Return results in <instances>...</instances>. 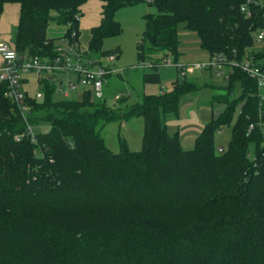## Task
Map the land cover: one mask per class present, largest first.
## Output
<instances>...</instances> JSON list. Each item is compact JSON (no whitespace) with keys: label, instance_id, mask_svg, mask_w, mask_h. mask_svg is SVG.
<instances>
[{"label":"trees","instance_id":"obj_1","mask_svg":"<svg viewBox=\"0 0 264 264\" xmlns=\"http://www.w3.org/2000/svg\"><path fill=\"white\" fill-rule=\"evenodd\" d=\"M102 1L87 48L95 57L121 52L103 48L123 31L115 17L120 8L148 2L157 9L145 16L137 43V65L147 62L152 70L146 83H160L162 58L179 62L181 23L209 55L236 50L264 67V46L251 50L253 31L264 27V6L252 4L247 17L241 11L247 0ZM85 2L0 0V15L7 3L20 4L11 45L19 53L54 55L60 37L48 35L49 25L80 36ZM225 80L223 93L211 99L212 119L190 149L178 131L169 133L165 116L178 115L182 99L207 83L177 77L169 91L109 106L92 90L57 97L45 81L42 99L27 94V120L0 83V264H264V101L256 79L241 69ZM215 103L224 105L220 113ZM236 111L220 153L217 134ZM133 118L144 120L141 149L131 150L119 136L120 151L113 152L102 128Z\"/></svg>","mask_w":264,"mask_h":264},{"label":"rangeland","instance_id":"obj_2","mask_svg":"<svg viewBox=\"0 0 264 264\" xmlns=\"http://www.w3.org/2000/svg\"><path fill=\"white\" fill-rule=\"evenodd\" d=\"M102 4V0H87L81 7L82 14L78 26L80 36L77 31L76 33L83 49H87L89 46L91 28L101 22ZM19 12L20 7L17 3H10L5 7L3 14L0 15V40L13 44L19 21ZM148 13H157V9L148 2H141L120 8L115 17L121 22L123 31L119 35L108 37L104 40L103 48L105 50L116 51V49H120L121 51L115 63L119 71L107 76V81L104 86V95L99 99L106 102L109 106H116L119 104V100H114L117 93H122L127 98L124 104H132L140 101L145 93L157 94L161 93V91H169L172 89L175 80L179 76L177 67L174 63L169 65L161 63L159 65L160 83H146L144 81L145 73L151 72L152 70L137 66V43L140 41L145 30V16ZM65 31V26L53 21L49 25L48 35L58 38L63 35ZM179 38L181 47H188L186 50H182L181 63L187 64L190 67L197 62H205L209 59V54L201 48L198 36L188 31L183 23L179 25ZM193 46L199 47L192 49L191 47ZM263 46L264 40L257 41L254 48L252 47L251 50L257 51ZM104 61L106 62V60ZM31 75L34 76L33 74ZM187 77L189 80L201 85L207 83V86H204L199 92L183 98L178 115L168 114L165 116V120L169 126L168 131L171 134L180 129L184 131L186 129H193L196 125H200L199 116L201 114L199 115V113L202 110L201 106H211L213 95L223 93L221 87L227 83L223 77L219 76L214 71H212L211 74L208 69L194 70L192 73L189 72ZM30 82H28V84ZM26 88H30V91L35 93L37 86L34 83V85L27 87L26 84ZM81 90L82 88H80V92H82ZM80 92L72 93V97L80 98ZM239 93L240 85H237L235 88V96ZM59 96L60 95H57V97ZM188 101L194 103V108L189 107L185 109V103ZM213 106L215 112L218 113L224 108V105L219 103H215ZM237 119L238 111L234 113L231 125L221 128L222 133L217 139V146L221 145L226 148L232 136L233 124ZM143 128V118H133L123 123L120 121L110 122L102 128L101 133L105 139L106 145L113 152L120 151L119 136L127 142L129 148L140 150L142 147Z\"/></svg>","mask_w":264,"mask_h":264},{"label":"built area","instance_id":"obj_3","mask_svg":"<svg viewBox=\"0 0 264 264\" xmlns=\"http://www.w3.org/2000/svg\"><path fill=\"white\" fill-rule=\"evenodd\" d=\"M252 4L259 8L264 6L262 0H247L241 6V11L247 17L254 15ZM253 35L256 41L264 40V27L254 30ZM232 54L229 56L226 52L215 53L209 55L207 61L197 62L190 67L187 64L174 61L173 57H164L161 63L165 65L174 63L180 78H186L188 73H192L194 70L208 69L210 72L214 71L224 79H228L236 69H241L256 79L260 97L264 101V67L251 54H247L242 59L237 56L236 50ZM0 56L2 59L0 83H6V97L17 104L25 120H27L28 112L32 109L27 102L29 90L26 88L30 74L37 76V89L30 95L38 100L44 96L42 85L45 81L53 83L56 93L64 98L72 97V93L80 92V88H82V92L92 90L95 97L102 98L107 76L119 71L115 66L118 59L117 52L95 57L90 51L81 47L76 31H73L70 36L66 34L60 36L54 55L19 53L9 42L1 41ZM137 66L147 67L149 64L145 62ZM122 97V94H117L114 100L118 101ZM253 128L254 124H251L250 130ZM24 135H17L16 138L20 139ZM27 135L34 138L35 131L32 126L28 127ZM217 150L222 153L224 148L218 146Z\"/></svg>","mask_w":264,"mask_h":264},{"label":"crops","instance_id":"obj_4","mask_svg":"<svg viewBox=\"0 0 264 264\" xmlns=\"http://www.w3.org/2000/svg\"><path fill=\"white\" fill-rule=\"evenodd\" d=\"M8 4H10V3H7L6 5H5V7H7V5ZM18 4V3H17ZM19 5V7H20V4H18ZM199 39V38H198ZM2 40H0V42H1ZM191 41H193V40H191ZM190 41V42H191ZM200 42V41H199ZM199 46H196V47H191L192 49H194V48H198ZM188 47H181V45H180V49H181V56H180V59H181V57H182V50L184 51V50H186ZM120 54V53H119ZM208 54V53H207ZM209 57V56H208ZM180 59H179V62H180ZM2 63V59H1V56H0V64ZM211 74H212V72H211ZM34 76H32L31 74L28 76V81H27V87H30V86H32V85H34V83H35V85H36V82H37V76L35 75V74H33ZM200 79H202V78H200ZM30 80H31V82H30ZM28 82H30L29 84H28ZM34 82V83H33ZM209 84V83H208ZM37 86V85H36ZM28 90L30 91V88H28ZM31 92V91H30ZM161 92H163V91H161ZM32 93V92H31ZM117 94H122V93H117ZM116 94V95H117ZM123 95V97H125L124 96V94H122ZM188 96H190V95H188ZM187 97V96H186ZM185 98V97H184ZM183 100V99H182ZM189 107H191V108H194V103H192L191 101H188L187 103H185V109L186 108H189ZM202 109V110H201ZM201 109H199V110H201V112L199 113V120H200V122H201V124L200 125H196L193 129H186V130H184V131H182L181 129L180 130H177L179 133H180V138H181V142H182V145H183V147H185V148H187V149H190V148H192L193 146H194V144H195V140H196V137L198 136V134L200 133V131H201V129L203 128V126L206 124V123H208L211 119H212V117H213V114H214V112H213V108L211 107V106H209V105H203V106H201ZM215 113H217V112H215ZM123 123V122H122ZM167 127H169L168 125H167ZM175 133V132H174ZM173 133V134H174ZM222 133V131H220V133L218 134V136H217V139H218V137H220V134ZM219 146H221V145H219ZM131 150H138V149H132V148H130Z\"/></svg>","mask_w":264,"mask_h":264},{"label":"bare ground","instance_id":"obj_5","mask_svg":"<svg viewBox=\"0 0 264 264\" xmlns=\"http://www.w3.org/2000/svg\"><path fill=\"white\" fill-rule=\"evenodd\" d=\"M255 58V57H254ZM256 59V58H255ZM261 65H263V64H261Z\"/></svg>","mask_w":264,"mask_h":264}]
</instances>
